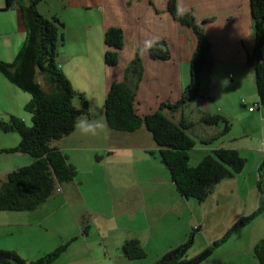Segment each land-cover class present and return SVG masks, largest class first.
I'll list each match as a JSON object with an SVG mask.
<instances>
[{
    "label": "crops",
    "instance_id": "crops-1",
    "mask_svg": "<svg viewBox=\"0 0 264 264\" xmlns=\"http://www.w3.org/2000/svg\"><path fill=\"white\" fill-rule=\"evenodd\" d=\"M168 1L42 0L37 4L39 14L48 19L55 17L63 24V42L58 45L56 63L74 90L86 98L90 111L86 117H100L104 127L94 135L76 136L75 128L63 137L70 141H61L62 138L52 144L67 157L77 174L33 213L0 212V249L34 261L67 244L52 264H153L183 244L192 232L194 243L187 257H193L257 209L258 167L264 153L246 169L249 159L241 155L239 148L212 144L216 140L234 141L230 126L223 134L221 123L213 126L215 132L201 129V133H196L199 143L209 146L199 147L190 164L200 162L215 149L225 148L236 150L245 158L246 165L240 173L222 180L205 201L198 202L176 191L159 160L158 148L144 127L122 133L111 130L104 119L106 94L113 82L124 81L125 69L137 50L143 74L136 89V113L143 117L158 111L162 103L180 99L189 82L196 38L191 29L171 17ZM176 6L180 13H191L202 25L214 63L202 76L199 97L181 111L164 114L174 123L185 120L192 124L187 133L194 130L195 121L205 124L201 120L205 115H220L230 123L237 118L241 129L250 120L258 119L262 139L259 142L264 152V109L261 111L262 107L256 104L254 70L247 63L253 48L250 0H176ZM110 28H119L123 33V46L114 66L104 63V33ZM25 37L18 7L15 3L8 7L6 0H0V61L11 63ZM160 40L168 45V60L152 59L149 55L150 46ZM29 99L28 93L0 73V115L7 118L2 121H8L10 116L24 120L22 113ZM249 102L252 106L246 110ZM188 108L192 111L186 114ZM255 111L259 113L256 117L251 115ZM243 133L246 134L245 130ZM212 138L215 140L207 144ZM85 145L89 148L84 149ZM193 154L194 149L190 150L189 159ZM13 159V169L32 162L29 156ZM247 202L245 212V208L240 212V206ZM262 239L264 213L248 226L235 228L203 264H258L253 251ZM127 240L138 242L145 252L144 258L124 256L121 246ZM224 244L230 245L227 252L235 248L233 256L217 258Z\"/></svg>",
    "mask_w": 264,
    "mask_h": 264
},
{
    "label": "trees",
    "instance_id": "trees-1",
    "mask_svg": "<svg viewBox=\"0 0 264 264\" xmlns=\"http://www.w3.org/2000/svg\"><path fill=\"white\" fill-rule=\"evenodd\" d=\"M42 0H6L8 7H18L25 27L23 45L11 63L0 61V73L14 86L29 94L24 106L30 115L31 125L14 116L0 122V131L17 133L19 143L13 148L0 150L3 153H19L32 158L29 165L6 174L0 184V212H32L48 200L59 186L72 182L76 169L68 163L67 157L56 147L58 141L75 130V118L82 114L90 116L88 102L84 95L72 87L56 63L57 48L63 42L59 19L45 18L36 9ZM253 25V48L248 54V65L254 70L258 104L264 109V0H250ZM168 13L180 25L192 30L196 38L189 82L175 103H162L155 113L141 117L134 104L136 89L142 78L143 67L140 51L125 69L123 82H113L103 102L102 113L111 130L132 133L144 127L158 148L160 162L169 173L176 191L184 198L205 201L216 186L225 179L240 173L245 160L236 150L218 148L205 156L196 166L189 165V152L194 141L187 133L192 126L185 120L174 123L164 111L177 112L199 97L203 74L213 66L210 43L191 13H180L176 0H169ZM104 63L114 66L118 51L123 46V33L119 28H110L104 33ZM152 59L168 60L170 57L165 41L154 42L149 48ZM77 100V103H75ZM77 104L79 106H77ZM202 122L214 126L223 123L222 134L229 129V122L220 115H205ZM215 138L207 141L212 143ZM259 203L257 209L240 218L219 240L213 242L191 258L187 253L193 244V233L186 241L166 252L153 264H203L222 245L237 227L249 224L264 212V155L258 167ZM86 227L82 230L85 233ZM198 229V228H197ZM67 244L34 260L26 261L17 253L0 249V264H52L65 250ZM121 251L128 259L144 258L145 252L136 240H127ZM258 264H264V239L253 251Z\"/></svg>",
    "mask_w": 264,
    "mask_h": 264
},
{
    "label": "rangeland",
    "instance_id": "rangeland-1",
    "mask_svg": "<svg viewBox=\"0 0 264 264\" xmlns=\"http://www.w3.org/2000/svg\"><path fill=\"white\" fill-rule=\"evenodd\" d=\"M256 99H257L256 100V104H257L258 103L257 94H256ZM75 101H76L75 103H77V100H75ZM249 106H252V102L247 103L246 110H247V107H249ZM260 110L263 111V108H260ZM191 111H192V109L188 108L185 110V113L187 114ZM235 111L237 113L242 112L241 110H236V109H235ZM258 114H259L258 111H255L251 115L252 116L254 115L256 117ZM22 115L24 116L23 117L24 120L23 119L22 120L24 121L25 125L30 126L31 125L30 115L26 112H23ZM93 118H95V117H93ZM99 118H95V120H100ZM2 120H7V118H5V116H3V115H0V122H3V123L7 122V121H2ZM193 120H196V119H193ZM195 122H196V124H195V128H193L194 130L192 132L188 131V135L190 136V138H192V140L195 143V146L193 147L194 154L190 155L191 157L189 159V165L190 166H196V164H198V162H199L198 161L194 165L190 164L191 162H193V156H194V158L196 157V152L198 151L199 147H203L206 149L209 146V145L203 146L202 144H200L199 138L195 134L198 132L201 133V129L205 130L206 132H215L216 131L213 126H206V124H201V123H198L197 121H195ZM245 125H246V128L241 129L240 122L237 121V118H236V120H234L233 123L229 124V126L231 127L230 136L232 138H234V141H217L216 140L212 144L215 143V146H218V144H222V145H226V146H236L237 148H239L242 152L241 155L245 154L246 156H248L247 158L249 159V162H248L246 169H249L252 166V164L254 163V160L258 159L257 157H260V159H261V156L263 155L264 152L261 151L262 145L259 142V141H262V139H261V125L259 123V120L258 119L250 120V123H246ZM223 126H224V124L221 123V127H223ZM244 130H245L246 134L243 133ZM262 131H264V127L262 128ZM78 133H81V132L78 130L76 132L75 136L78 135ZM235 139H236V141H235ZM19 140H20V137L17 133H13V132L4 133V132L0 131V150H2V148L7 149L8 148L7 146H13ZM61 141H70V140H68V139L65 140L63 138ZM71 141H75V139L71 140ZM100 141H102V138ZM55 143H56V141L52 142V144H55ZM102 145H103V141L101 142L99 147L101 148ZM88 148L89 147H87L85 145L84 149H88ZM210 148H213V146H211ZM13 157L22 158V157H28V156H25V155L19 154V153H8V154L3 153V154H0V182H2L5 179V176L7 173L16 169V168L13 169V167L16 166V165H13L16 163V161L13 159ZM243 159L245 160V158H243ZM245 165H246V160H245ZM247 204L249 205V202L243 203V205L240 206L239 211L242 212L243 208H245L244 209V212H245V210L247 208ZM14 213L19 214V215H24V214L27 215L28 214L27 212H25V213L14 212ZM31 213H33V212H31ZM84 222H86V220H84ZM246 226H248V224L245 226H242V228H244ZM196 244H199V242L197 241ZM227 247H230V245L226 246V244H224L223 246L220 247V249L218 250V253H220V254H218L217 258H220V257L224 258L225 256L227 257V255L233 256L232 251H234L235 248H231L227 252ZM195 254H197V253H195ZM187 258H191V257H187ZM206 264H208V263L206 262Z\"/></svg>",
    "mask_w": 264,
    "mask_h": 264
},
{
    "label": "clouds",
    "instance_id": "clouds-1",
    "mask_svg": "<svg viewBox=\"0 0 264 264\" xmlns=\"http://www.w3.org/2000/svg\"><path fill=\"white\" fill-rule=\"evenodd\" d=\"M75 127L82 134H96V131L100 128H103L104 125L101 120H89L85 114L77 116L75 118Z\"/></svg>",
    "mask_w": 264,
    "mask_h": 264
},
{
    "label": "built area",
    "instance_id": "built-area-1",
    "mask_svg": "<svg viewBox=\"0 0 264 264\" xmlns=\"http://www.w3.org/2000/svg\"><path fill=\"white\" fill-rule=\"evenodd\" d=\"M256 106H254L253 108H250L249 111H253L255 109Z\"/></svg>",
    "mask_w": 264,
    "mask_h": 264
}]
</instances>
